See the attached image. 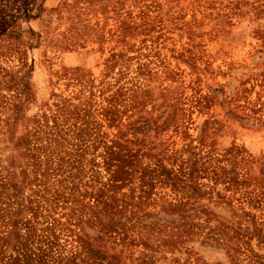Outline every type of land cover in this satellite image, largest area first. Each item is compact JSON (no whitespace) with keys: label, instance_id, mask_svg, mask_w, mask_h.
<instances>
[{"label":"rangeland","instance_id":"obj_1","mask_svg":"<svg viewBox=\"0 0 264 264\" xmlns=\"http://www.w3.org/2000/svg\"><path fill=\"white\" fill-rule=\"evenodd\" d=\"M0 264H264V0H0Z\"/></svg>","mask_w":264,"mask_h":264}]
</instances>
